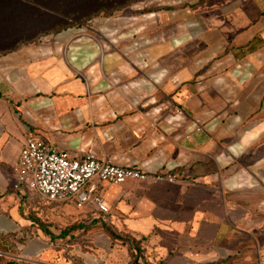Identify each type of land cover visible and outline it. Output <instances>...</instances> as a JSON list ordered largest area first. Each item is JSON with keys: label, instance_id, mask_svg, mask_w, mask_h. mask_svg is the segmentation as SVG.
Segmentation results:
<instances>
[{"label": "crops", "instance_id": "1", "mask_svg": "<svg viewBox=\"0 0 264 264\" xmlns=\"http://www.w3.org/2000/svg\"><path fill=\"white\" fill-rule=\"evenodd\" d=\"M31 140L150 177L102 186L144 263L97 228L82 264H264V0H0V255L67 264Z\"/></svg>", "mask_w": 264, "mask_h": 264}, {"label": "built area", "instance_id": "2", "mask_svg": "<svg viewBox=\"0 0 264 264\" xmlns=\"http://www.w3.org/2000/svg\"><path fill=\"white\" fill-rule=\"evenodd\" d=\"M13 174L18 185L40 200L72 204L78 209L94 207L104 215L110 212L102 194L104 184L119 187L130 180L150 178L139 170L102 162L92 152L83 159H73L37 140L23 146ZM167 180L173 181L170 177Z\"/></svg>", "mask_w": 264, "mask_h": 264}, {"label": "rangeland", "instance_id": "3", "mask_svg": "<svg viewBox=\"0 0 264 264\" xmlns=\"http://www.w3.org/2000/svg\"><path fill=\"white\" fill-rule=\"evenodd\" d=\"M131 1V0H130ZM143 2L145 0H135V2ZM96 13V12H89ZM111 11H106L105 14H110ZM40 200V199H39ZM43 204L42 206V215H41V225L42 231L48 238L58 239L64 237V241L61 242H53L55 244H59L63 246V252L56 255H63L67 264H82L83 263V255L86 253V247L90 246V236L94 234L97 228H101L105 233L106 230L115 235L119 240H113L107 236L104 237V243L106 244V249H108L109 244L111 242H120L125 244L124 242L133 240L130 235L125 232L118 231L117 228H120L123 225L124 220L119 219L115 213V209L113 205L109 204L110 212L109 214H100L99 218L90 216V214L85 213L77 208H69L67 211L66 207L61 204H53L49 202H45L40 200ZM53 237V238H52ZM111 241V242H110ZM134 241V240H133ZM135 242V249L137 251L138 256L141 258V262L144 263L145 259H147L146 255H142V250L140 249L139 244ZM128 245V244H127ZM56 247V246H54ZM51 248V250L54 249ZM57 248V247H56ZM123 254H126L123 253ZM100 258H103L101 256ZM57 256L54 255L52 251H45L41 254L37 260H41L44 262L52 263L55 262ZM124 258H121L123 260ZM107 260V258H106ZM124 261V260H123ZM148 261V260H147ZM107 263V261H106ZM105 263V264H106ZM0 264H28L17 262L14 259H10L5 255H0Z\"/></svg>", "mask_w": 264, "mask_h": 264}, {"label": "trees", "instance_id": "4", "mask_svg": "<svg viewBox=\"0 0 264 264\" xmlns=\"http://www.w3.org/2000/svg\"><path fill=\"white\" fill-rule=\"evenodd\" d=\"M105 233L107 234V236L113 240H119L115 235H113L111 232H109L108 230L105 231ZM126 245L128 244V246L132 249H135V242L133 240H129L127 242H124ZM0 252L2 253H11L12 250L10 247H6L5 245H0ZM138 259L135 257L134 259V264H137Z\"/></svg>", "mask_w": 264, "mask_h": 264}]
</instances>
